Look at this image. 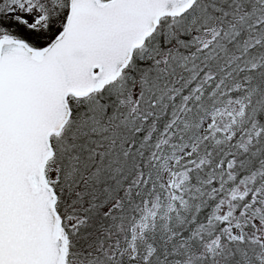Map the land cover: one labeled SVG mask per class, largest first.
<instances>
[{
	"label": "snow or ice",
	"instance_id": "6c2138e0",
	"mask_svg": "<svg viewBox=\"0 0 264 264\" xmlns=\"http://www.w3.org/2000/svg\"><path fill=\"white\" fill-rule=\"evenodd\" d=\"M0 264H264V0H0Z\"/></svg>",
	"mask_w": 264,
	"mask_h": 264
}]
</instances>
